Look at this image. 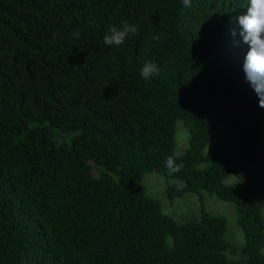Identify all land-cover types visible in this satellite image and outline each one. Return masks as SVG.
I'll use <instances>...</instances> for the list:
<instances>
[{
	"label": "trees",
	"instance_id": "16d2710c",
	"mask_svg": "<svg viewBox=\"0 0 264 264\" xmlns=\"http://www.w3.org/2000/svg\"><path fill=\"white\" fill-rule=\"evenodd\" d=\"M247 6L0 0V264H264V109L244 79L248 46L234 43ZM125 20L138 34L105 44ZM148 61L161 71L145 81ZM220 122L226 137L208 149ZM168 156L184 164L171 177ZM153 172L170 199L206 191L232 204L239 251L223 217L163 213L142 185Z\"/></svg>",
	"mask_w": 264,
	"mask_h": 264
},
{
	"label": "rangeland",
	"instance_id": "374dc122",
	"mask_svg": "<svg viewBox=\"0 0 264 264\" xmlns=\"http://www.w3.org/2000/svg\"><path fill=\"white\" fill-rule=\"evenodd\" d=\"M224 125L225 124L223 122L219 123L218 137L209 145L208 149L212 147V145L216 144L217 141H223L225 139L226 136L223 135L225 134ZM74 135L76 134H70L69 136L66 135L69 138L68 141H70L71 137ZM188 139L189 135L187 133V129L181 121H178L176 123L175 133V155L180 156L186 151L188 147ZM99 170H101L99 167L93 169L96 176L99 175ZM173 182L174 181H170L169 183ZM235 182H239V179L233 175H230L224 181L226 184H232ZM103 185L104 182L102 183L101 189ZM142 185L146 195L158 200L160 202L162 212L172 217L177 223H184L198 219L202 208L212 215L223 217L227 223L225 238L234 247V253H237L242 247L243 236L237 225V215L232 204L221 201L214 194H209L206 191H202L200 194L187 193L181 197L170 199L167 193L168 182L158 172L145 174L142 180ZM178 185L181 186L182 184L178 182ZM255 202L263 212L264 200L257 199Z\"/></svg>",
	"mask_w": 264,
	"mask_h": 264
},
{
	"label": "clouds",
	"instance_id": "9594fccd",
	"mask_svg": "<svg viewBox=\"0 0 264 264\" xmlns=\"http://www.w3.org/2000/svg\"><path fill=\"white\" fill-rule=\"evenodd\" d=\"M185 8L192 7V0H181ZM246 12L237 17L239 25L240 40H234L237 46L240 43L247 45L244 56L242 70L245 82L256 94L258 106L264 109V0H248ZM138 28L134 24L122 21L119 28L112 26L109 33L105 35V44L121 46L125 43L129 35H137ZM75 37H79V32H74ZM236 31L233 30L232 36L235 38ZM160 67L151 61L146 62L140 70V76L148 81L160 74ZM168 175L175 176L184 168L183 162H177L174 156H168L164 164Z\"/></svg>",
	"mask_w": 264,
	"mask_h": 264
}]
</instances>
